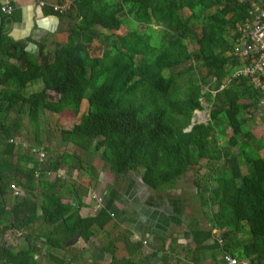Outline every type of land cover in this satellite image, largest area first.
Masks as SVG:
<instances>
[{"label":"trees","instance_id":"obj_1","mask_svg":"<svg viewBox=\"0 0 264 264\" xmlns=\"http://www.w3.org/2000/svg\"><path fill=\"white\" fill-rule=\"evenodd\" d=\"M255 4L264 6V0H72L65 14H56L65 21L66 41L51 51L38 47L30 54L18 42L0 41V231L30 230L36 222L50 229L34 235L33 242L25 236L26 245L15 251L1 244L0 264H34L35 242L62 250L78 236L85 244L110 222L112 200L96 216L81 217L77 196L63 203L58 181L44 179L63 159L76 160L79 167L73 168L79 172L84 156L96 157L113 179L136 175L152 193L172 190L191 172L199 205L211 211L209 230L200 231L204 240L216 230L222 249L237 246L231 257L264 259V157L258 155L259 142L242 132L264 92L254 90L247 78H231L241 61L229 55L236 26ZM152 27L159 29L157 46L145 32ZM94 43L99 56L90 53ZM37 82L41 89L28 93L27 86ZM200 99L208 106V121L185 131L192 113L202 110ZM83 100L86 110L79 114ZM24 112L36 149L44 112L78 116L58 136L80 157H52L42 147L47 159L40 163L23 151L18 134ZM221 139L224 145L218 146ZM249 147L254 153L246 152ZM201 161L208 173L198 176ZM88 173L93 174L90 164ZM9 185L21 196L15 191L6 211ZM98 243L113 255L111 236Z\"/></svg>","mask_w":264,"mask_h":264},{"label":"crops","instance_id":"obj_2","mask_svg":"<svg viewBox=\"0 0 264 264\" xmlns=\"http://www.w3.org/2000/svg\"><path fill=\"white\" fill-rule=\"evenodd\" d=\"M1 1L10 5L12 12L9 16L0 14V41L6 38L18 42L30 54H36L38 47H43L45 52L51 51L54 45L65 43V21L62 22L49 7L58 0ZM40 3H44V6L40 7ZM29 88L30 85L26 89ZM247 118L242 132L259 142L261 149L258 155L264 157V96L258 109ZM61 153L80 157L76 149L70 153ZM80 158L83 163L76 175L73 167H79V164L68 158L61 161V167L55 172L46 173L44 179L47 182L58 181L57 191L63 203L68 202L71 195L77 196L81 217L96 216L105 201L112 200L109 210L111 220L85 244L78 236L65 244L62 250L49 249L35 242L34 264H56L61 261L70 264H110L112 259L111 264H223L221 258L224 254L230 256L238 251L236 245L230 246L227 251L222 249L224 242L216 230H211L210 237L204 240L200 231L209 230V208L199 205L202 212H182L180 202L168 191L152 193L137 184L139 178L136 175L113 179L106 166L96 157L92 160L89 156ZM89 164L93 169L91 176L88 173ZM3 201L6 211L14 202L4 198ZM190 224L194 225L192 233ZM49 230L47 226L35 224L30 230L0 231V241L6 238L3 247L15 251L26 245L25 236L33 242L34 235H46ZM105 235L116 241L112 256L102 250L98 243ZM232 258L245 261L246 264H264V259L254 257Z\"/></svg>","mask_w":264,"mask_h":264},{"label":"rangeland","instance_id":"obj_3","mask_svg":"<svg viewBox=\"0 0 264 264\" xmlns=\"http://www.w3.org/2000/svg\"><path fill=\"white\" fill-rule=\"evenodd\" d=\"M184 14L187 15L188 13L184 11ZM126 26H127V20H123ZM130 29L136 28V24L128 23ZM141 31H143V27H139ZM153 32L151 30H145V32L150 37V43L152 45H158L160 42V36L158 32L157 27H152ZM123 32V31H122ZM121 32V33H122ZM114 34L120 35L119 31H116ZM95 43L90 47V53L92 55H100V49L96 47ZM193 49V46H189V50ZM203 72V71H202ZM31 88L27 89L26 91L29 92H37L41 89V83H33L30 85ZM200 104L202 106V110L199 112L192 113V119L194 123H203L206 124L208 121V106L206 102L203 99H200ZM86 110V102L83 100L80 104L79 114L85 112ZM10 117H13V114H10ZM78 122V116L73 117L68 112H63L62 114H49L48 112H44L42 116H40L38 125H37V137L39 141L41 142V147L36 149L34 147L35 141H34V131L33 126L30 125L28 122L26 113L24 112L20 116V132L18 134V142L21 145V149L23 151H28L33 155V158L36 159L37 153L41 152V148L45 147L48 150V153L50 156L55 157L56 155H59L61 152H68L74 151L75 148H73L70 145H63L59 141L58 131L61 129H69L73 124ZM244 129V128H243ZM230 133L227 130L226 136H229ZM225 139L218 140L217 145L223 146ZM239 141H241L239 139ZM241 143V142H240ZM230 151L232 153H236V148H231ZM246 152L248 154L254 153L253 148L249 147ZM42 153V152H41ZM46 154V153H45ZM262 155H264L262 153ZM47 159V155H44V161ZM14 160V159H13ZM246 167H240V170L243 174L247 172ZM73 173L76 175V171L74 170ZM208 171L205 166L204 161L200 162V167L197 171L198 176L207 175ZM195 180V177L192 175L191 172H188L186 176L183 179H179L176 181L174 187L172 190L168 191L170 195L175 196V199H177L180 202L181 205V211L182 212H202V208H200V199L199 197L195 196L193 193V190L195 188L192 185V182ZM18 193V197L21 196L20 191L15 188L14 186L9 185L8 189L5 192L4 200H15L16 195L13 194V192ZM166 192V191H165ZM204 212H206L204 210ZM35 224H41L39 222H36ZM34 224V225H35ZM6 242V238H4L3 241H0V245L2 243ZM3 245V244H2Z\"/></svg>","mask_w":264,"mask_h":264},{"label":"built area","instance_id":"obj_4","mask_svg":"<svg viewBox=\"0 0 264 264\" xmlns=\"http://www.w3.org/2000/svg\"><path fill=\"white\" fill-rule=\"evenodd\" d=\"M71 4L72 0H62L59 4L55 3L49 7L55 15H62L70 9ZM39 6L43 7L44 3H40ZM11 12L12 7L0 0V14L9 16ZM236 30V41L229 55L238 58L241 65L232 72L231 78H247L254 90L264 92V6L251 5L246 18L236 26ZM222 88L220 85L218 90ZM36 160L40 163L45 162L44 153H37ZM13 194L16 195L15 192ZM96 201L101 202L99 198ZM221 259L223 264H246L245 261H238L227 254Z\"/></svg>","mask_w":264,"mask_h":264},{"label":"water","instance_id":"obj_5","mask_svg":"<svg viewBox=\"0 0 264 264\" xmlns=\"http://www.w3.org/2000/svg\"><path fill=\"white\" fill-rule=\"evenodd\" d=\"M195 112H197V111H195ZM195 112H193V113H195ZM195 124H203V123H194L193 119L191 118V119H190V124H189L188 128L185 129V131H188V130H189L193 125H195ZM137 184H138L140 187H143V183H142V181H141L140 179H138ZM74 238L76 239L77 236H75Z\"/></svg>","mask_w":264,"mask_h":264}]
</instances>
